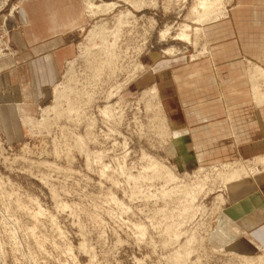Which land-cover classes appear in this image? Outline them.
<instances>
[{"label":"rangeland","instance_id":"1","mask_svg":"<svg viewBox=\"0 0 264 264\" xmlns=\"http://www.w3.org/2000/svg\"><path fill=\"white\" fill-rule=\"evenodd\" d=\"M23 1L0 0V65L17 55ZM91 1L117 6L87 16L84 30L76 35L77 53L67 61L51 97L35 114L21 115L12 130L1 129L0 118V264H264V251L244 253L211 239L221 229L227 183L232 181L222 165L255 167L257 157L183 164L185 156L174 150L181 142H175L156 86L137 87L153 55L191 59L207 52L205 38L195 49L160 37L168 25L175 27L173 36L180 24L196 26L192 9L199 0H155L156 5L142 10L126 0ZM233 1L224 0L225 9ZM95 27L103 33L92 36ZM170 47L177 52L166 54ZM63 82L74 88L70 96L76 107L81 105L77 114L66 113L67 102L54 95ZM112 91L117 95L107 98ZM57 103L61 114L43 111ZM107 105H112L113 116L101 112ZM26 117L36 124L31 127ZM7 132H13L12 138ZM257 165L264 172V165ZM162 167L176 179L161 173ZM137 224L145 226L143 235Z\"/></svg>","mask_w":264,"mask_h":264},{"label":"crops","instance_id":"2","mask_svg":"<svg viewBox=\"0 0 264 264\" xmlns=\"http://www.w3.org/2000/svg\"><path fill=\"white\" fill-rule=\"evenodd\" d=\"M20 16L17 55L0 65L6 131L51 97L77 53L76 35L88 23L83 0H24ZM205 39L207 52L191 59L153 55L137 87L156 86L180 153L192 165L263 156L264 104L254 97L250 71H264V0H234L206 27ZM171 153L179 157L173 147ZM228 192L212 242L244 253L264 251V172L235 181Z\"/></svg>","mask_w":264,"mask_h":264},{"label":"bare ground","instance_id":"3","mask_svg":"<svg viewBox=\"0 0 264 264\" xmlns=\"http://www.w3.org/2000/svg\"><path fill=\"white\" fill-rule=\"evenodd\" d=\"M86 1V4H87V10H86V14L87 16L89 17H94V16H97V15H100V14H106V13H109L111 12L113 9H115V7L117 6V3H113V4H107V5H96L94 4L91 0H85ZM126 1H130V3H132V5L136 8V10H142L144 9L145 7L149 6V5H156L157 2L155 0H126ZM227 14V9H225V6H224V0H199L197 5L192 9V15L193 17L191 18L193 21H194V24L196 26H192L188 23H183V24H180L179 27H178V32H177V35L176 36H173L172 35V32H173V29L175 27L173 26H166L164 30H162L160 32V37L163 41H167L169 40V38H173V40H179V41H183V42H186V43H189V44H192L193 47L196 49L202 42L203 38H205L206 36V28H204V26L206 24H210L212 22H215L217 20L220 19V17L223 15V14ZM132 13L129 11L127 14L124 15V19L126 20L129 16H131ZM123 16V15H122ZM123 20H119L120 22L117 23L119 24V26L121 27L123 24L126 23V21ZM191 21V20H190ZM192 21V22H193ZM203 26V27H202ZM103 27V25H102ZM102 27H95L94 29L91 30V35H95L97 33H99L100 35V31H102ZM114 29V28H113ZM117 29V28H116ZM120 29V28H119ZM82 30H84V28H82ZM106 30V29H105ZM175 30V29H174ZM116 31V30H115ZM103 33V31L101 32ZM113 34V32H112ZM116 34V32H115ZM119 34V32H118ZM104 34L101 35V37L103 36ZM107 36V35H106ZM112 36V35H111ZM119 36V35H118ZM100 37V36H99ZM116 37V36H115ZM105 38V37H104ZM160 39V40H161ZM108 40V39H107ZM117 40V39H116ZM101 41V40H100ZM103 41V40H102ZM101 41V42H102ZM106 41V39H105ZM104 41V43H106ZM113 41V40H112ZM115 41H113L112 43L114 44ZM110 43V42H108ZM107 43V44H108ZM103 44V42H102ZM98 45H101V44H98ZM204 48V47H203ZM177 48L176 47H170V48H167L165 50V53L166 54H174L175 52H177ZM105 51H107L105 49ZM109 51V50H108ZM108 53V52H107ZM204 53V52H203ZM109 54L111 55V53L109 52ZM109 57V55H108ZM108 59V58H107ZM112 59V58H111ZM110 61V60H109ZM108 61V62H109ZM111 62V61H110ZM75 63V62H74ZM75 65V64H74ZM71 67V66H70ZM69 67V68H70ZM72 67H74L72 65ZM71 69V68H70ZM73 70L71 69L70 72H72ZM68 72V71H67ZM69 72V73H70ZM71 74V73H70ZM67 75H69L67 73ZM250 79H251V83H252V86H253V93H254V97L257 101L258 104H264V91L262 90V86L264 85V71H262L261 69L257 68L254 69V70H251L250 71ZM71 81V80H70ZM62 83V82H61ZM64 84H60V85H57L55 87V89H53L54 91V95L56 94V99L58 100H65L67 102V108H65V112L66 113H69V114H72L73 112L74 113H78L79 110H77V107L74 103V100L71 98L70 96V93L72 91V88L73 87H70L69 85H65L66 83L63 82ZM126 84V83H125ZM126 86V85H125ZM118 87V86H117ZM74 89V88H73ZM119 91V88L117 89V92ZM121 91V90H120ZM148 91V90H147ZM152 92V91H151ZM74 93V91H73ZM72 93V94H73ZM119 93V92H118ZM146 93V91H145ZM143 93V94H145ZM150 93V92H149ZM148 93V94H149ZM109 94V93H108ZM147 94V93H146ZM153 94L155 96V99L158 98V95L156 93V89H153ZM117 94L113 93V91L109 94V96L107 98H112L114 96H116ZM146 96V95H145ZM152 96V95H151ZM55 97V96H54ZM76 97V96H74ZM154 96H152L153 98ZM75 99V98H74ZM154 99V98H153ZM159 99V98H158ZM73 100V101H72ZM109 100V99H108ZM56 102V100H55ZM62 102V101H61ZM76 102V100H75ZM79 102V100L77 101ZM76 102V103H77ZM152 102V100H151ZM78 104V103H77ZM151 105H153L152 103H150ZM81 106V105H80ZM114 106V104H113ZM52 108H45L43 109V111L48 115L50 113V111H53L54 113L56 114H59L60 113V104L57 103L54 107L53 105H51ZM81 109V107H80ZM112 105H107L101 112L104 114V115H107V116H113V110H112ZM63 111V110H62ZM61 114V113H60ZM64 114V113H63ZM80 114V113H79ZM44 115V114H43ZM80 116V115H79ZM24 121L27 123V124H30L31 127H33L35 124H36V121H35V118L33 117H26L24 118ZM78 140L82 141V139L80 137H78ZM83 143V141H82ZM84 147V143L82 145V148ZM174 150H176L177 152L180 151V148H179V145L178 144H175V147H174ZM201 160V159H200ZM255 160V163H256V166L254 167H247L246 164H244V166H246L247 168L245 167H232L234 165V163H230V164H223L222 165V168L225 166L227 168V173L226 175L228 176V179L227 180H232L231 182L227 183V191L229 190V188L231 187V184L234 183L235 181L237 180H240L244 177H251V176H254L256 173L258 174L259 172H262V171H259L258 169V165L257 163H259L260 165H264V155L263 156H259L257 157ZM256 160L258 162H256ZM188 161V158L185 156L183 159H182V163L185 164L186 162ZM253 161V159L251 160V162ZM244 162H250L249 160H246ZM156 164L154 165V167L156 168H159L160 166H158V162H155ZM238 163V162H237ZM241 162H239L240 164ZM254 162H252L251 164H253ZM221 166V165H219ZM232 168V169H231ZM249 168H253L252 170H249ZM202 169V168H201ZM156 170V169H155ZM159 171V170H158ZM157 171V172H158ZM162 171H164V173L166 174V176L170 179V180H175V176L169 171L167 170L165 167H162V170H161V173ZM160 173V174H161ZM225 179V180H226ZM226 180V181H227ZM225 182V181H224ZM228 182V181H227ZM219 196H222L223 195H219ZM221 198V197H220ZM38 212V211H37ZM41 213V212H40ZM43 214V213H42ZM221 220V219H220ZM136 228V230L140 233V235H143V233L145 232L146 228L145 226H141L139 224H137L136 226H134ZM180 235V234H179ZM179 235H176L178 236L179 238ZM187 245V244H186ZM187 249V248H186ZM187 251V250H186ZM185 251V253H186ZM189 254V250L187 252ZM186 256V254H184ZM183 256V255H182ZM178 257V256H177ZM188 257V256H187ZM190 257V256H189ZM179 258H180V255H179ZM184 258V257H182ZM178 259V258H176ZM189 259V258H187ZM179 260V259H178ZM177 260V261H178ZM179 262V261H178ZM184 262V261H183ZM186 262V261H185ZM181 264V263H179ZM186 264V263H185Z\"/></svg>","mask_w":264,"mask_h":264}]
</instances>
